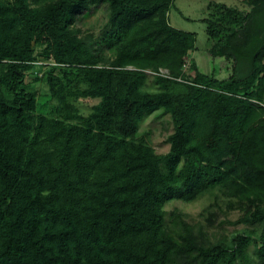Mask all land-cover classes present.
Segmentation results:
<instances>
[{
	"label": "trees",
	"instance_id": "16d2710c",
	"mask_svg": "<svg viewBox=\"0 0 264 264\" xmlns=\"http://www.w3.org/2000/svg\"><path fill=\"white\" fill-rule=\"evenodd\" d=\"M175 1L0 0V264H264V0L207 4L225 79L186 69L196 34L171 26ZM102 6L97 46L76 25ZM35 46L54 56L48 115L25 83ZM77 98L97 103L83 115ZM158 110L165 154L138 136ZM205 197L243 213L230 243L167 229V202Z\"/></svg>",
	"mask_w": 264,
	"mask_h": 264
},
{
	"label": "rangeland",
	"instance_id": "374dc122",
	"mask_svg": "<svg viewBox=\"0 0 264 264\" xmlns=\"http://www.w3.org/2000/svg\"><path fill=\"white\" fill-rule=\"evenodd\" d=\"M210 1L235 7L245 13L250 11L246 0H176L168 16L171 26L175 29L196 34L195 49L185 58L186 63L190 64L194 61L202 73L215 74L218 79H225L231 73L232 62L222 58H213L207 53L208 39L203 19L207 17L206 7ZM76 28L79 30L80 37L85 38L88 42H96V45L99 46L100 40L108 31V9L103 6L96 9L78 22ZM44 50H46L45 46L34 47L39 63L26 72L25 83L29 85L30 92L36 95L39 105L38 112L48 115L53 103L48 102L47 77L51 69L50 65L54 64V56L52 54L48 57L39 56ZM106 55L109 56L110 53L106 52ZM61 72L55 70L53 77L66 79ZM146 72L149 75L148 82H150L151 76H153L152 72L149 70ZM72 103L79 108L83 115H87L97 101L77 98ZM172 132L173 125L170 116L163 114L161 110L145 116L138 124V136H143L146 143L157 154L168 152L169 144L166 139ZM213 202V199L209 197L191 203L179 200L167 202L164 206L167 229L177 238L182 229L181 223H185L197 241L203 242L205 245L217 242L230 243L234 235L247 228L238 221L243 213L238 210H226L222 202H219V206ZM211 204L213 205L211 206Z\"/></svg>",
	"mask_w": 264,
	"mask_h": 264
},
{
	"label": "built area",
	"instance_id": "2783aa9c",
	"mask_svg": "<svg viewBox=\"0 0 264 264\" xmlns=\"http://www.w3.org/2000/svg\"><path fill=\"white\" fill-rule=\"evenodd\" d=\"M188 66H189V64L186 65V69H188ZM152 74L155 75V73H153V72H152ZM159 74H161V75H163V76H167V75H168V73H167L166 71H162V70L160 71ZM262 105H263V104H262ZM263 106H264V105H263Z\"/></svg>",
	"mask_w": 264,
	"mask_h": 264
},
{
	"label": "crops",
	"instance_id": "0c3cea01",
	"mask_svg": "<svg viewBox=\"0 0 264 264\" xmlns=\"http://www.w3.org/2000/svg\"><path fill=\"white\" fill-rule=\"evenodd\" d=\"M170 22V21H169ZM190 54V53H189ZM190 57H192V56H190ZM192 62H194V61H192ZM195 63V62H194ZM196 64V63H195ZM197 66V65H196ZM198 67V66H197ZM200 71V70H199ZM201 72V71H200Z\"/></svg>",
	"mask_w": 264,
	"mask_h": 264
}]
</instances>
